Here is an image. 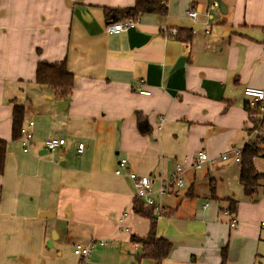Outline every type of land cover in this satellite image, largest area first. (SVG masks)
<instances>
[{
  "label": "crops",
  "instance_id": "1",
  "mask_svg": "<svg viewBox=\"0 0 264 264\" xmlns=\"http://www.w3.org/2000/svg\"><path fill=\"white\" fill-rule=\"evenodd\" d=\"M134 1L0 0V264H76L74 245L91 240L90 264H155L130 240L149 228L132 210L131 175L151 178L167 209L156 217V235L172 244L160 264H220L223 249L225 264H264V197L244 194L233 163L249 128L243 89L264 90V0H165V17L106 32L117 21L104 10ZM63 61L74 84L58 101L35 75L39 63ZM14 106L28 151L13 138ZM49 138L64 145L47 151ZM199 150L216 162L191 168ZM177 164L184 185L158 195Z\"/></svg>",
  "mask_w": 264,
  "mask_h": 264
},
{
  "label": "trees",
  "instance_id": "2",
  "mask_svg": "<svg viewBox=\"0 0 264 264\" xmlns=\"http://www.w3.org/2000/svg\"><path fill=\"white\" fill-rule=\"evenodd\" d=\"M167 4L165 0H135L134 4L126 9H105V16H113L114 21L120 22L127 17L137 18L141 14L152 13L160 17L167 15ZM174 38L179 41H189L191 38L190 31H177ZM35 81L39 85L51 88L58 101H65L71 94L74 84V77L68 72L65 62L57 64L39 63L36 67ZM24 110L20 106H14L12 112V134L14 139H19L23 123ZM253 123V121H251ZM262 148L245 145L239 163V182L243 188L244 194L252 198L259 186V180L264 178L263 174L257 172L254 159L260 154L264 157V138L260 141ZM6 152V142L0 140V175L3 172L4 156ZM262 196L264 197V185L262 186ZM141 200L134 198L132 210L149 220L148 233L145 237L130 236L131 242H137L141 246V258H148L155 264H160L165 259L172 248V244L156 235V217L150 209L143 208ZM235 209V201L228 200L226 210L232 213ZM226 249H223L220 264H225Z\"/></svg>",
  "mask_w": 264,
  "mask_h": 264
},
{
  "label": "built area",
  "instance_id": "3",
  "mask_svg": "<svg viewBox=\"0 0 264 264\" xmlns=\"http://www.w3.org/2000/svg\"><path fill=\"white\" fill-rule=\"evenodd\" d=\"M215 6L218 5V2H213ZM188 17L191 20H195L197 17V12L195 10H190L187 13ZM139 20V17L132 18L127 17L120 22H114L107 24L105 30L108 33H119L124 32L130 27H134ZM161 32L165 37H174L177 34L175 28L162 27ZM143 84L142 80L140 81ZM136 91L142 95H148L149 90L137 88ZM243 96L245 97V109L247 112V122L249 124L248 134L244 144L236 148L233 153L235 160L240 161V155L245 145L251 147L262 148L260 141L264 138V90L256 87L246 86L243 89ZM253 121V123H251ZM29 125H32L33 122L29 121ZM32 135L30 132H25L21 129V136L19 139L20 144L23 146L24 151H28V146L31 143ZM64 145L63 139L49 138L46 139L43 143V148L47 151H53L55 149L61 148ZM84 148L82 143L78 144L77 153L80 154ZM218 157L208 156L204 150H199L193 157L191 162V168L200 169L205 163H215ZM221 160L226 159V154L219 155ZM126 162L125 159L119 161V166L123 165ZM185 168L181 164H177L174 170L168 175V179L160 183V186L156 190L158 195H164L168 190H174L176 188H181L184 185L183 173ZM115 174H120V169H116ZM133 179V186L135 190V198L141 200L146 207L152 208L153 217H158L166 213L167 209L164 208L161 204L155 201L153 198V189H152V180L148 176L135 177L131 175ZM235 217L232 219V224L235 223ZM133 247L139 246L137 242H133ZM97 244L104 246L106 244L104 239H99ZM94 246L93 240L85 244H76L73 247V254L77 257L76 264H90V254Z\"/></svg>",
  "mask_w": 264,
  "mask_h": 264
},
{
  "label": "rangeland",
  "instance_id": "4",
  "mask_svg": "<svg viewBox=\"0 0 264 264\" xmlns=\"http://www.w3.org/2000/svg\"><path fill=\"white\" fill-rule=\"evenodd\" d=\"M233 157L234 156H232V158ZM233 163H235V165H237V164L239 165V163H236V162H233ZM254 165H255V168H256L257 172L264 175V157L259 154L254 159ZM263 185H264V178H262V179L259 180V186L257 187L256 192L253 193L252 200H255L256 199V196H258V195L259 196H262V191L261 190H262V186ZM223 204H224V202H223ZM263 227H264V225H263ZM263 240H264V237H263ZM262 250H263L262 253H264V248H262Z\"/></svg>",
  "mask_w": 264,
  "mask_h": 264
},
{
  "label": "water",
  "instance_id": "5",
  "mask_svg": "<svg viewBox=\"0 0 264 264\" xmlns=\"http://www.w3.org/2000/svg\"><path fill=\"white\" fill-rule=\"evenodd\" d=\"M219 6H221V4H220ZM183 63H184V57H180V58L176 61L174 67H175V68H176V67H180V66L183 65Z\"/></svg>",
  "mask_w": 264,
  "mask_h": 264
}]
</instances>
